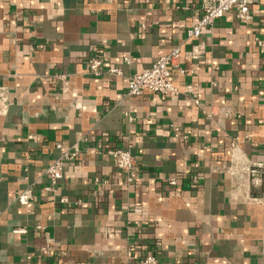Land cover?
I'll list each match as a JSON object with an SVG mask.
<instances>
[{
	"label": "crops",
	"instance_id": "0c3cea01",
	"mask_svg": "<svg viewBox=\"0 0 264 264\" xmlns=\"http://www.w3.org/2000/svg\"><path fill=\"white\" fill-rule=\"evenodd\" d=\"M201 1L0 0V264H264V0L186 38ZM174 46L178 93L126 97ZM94 55L122 75L89 74ZM75 145L47 192L45 168ZM103 147L128 148L143 180L124 184Z\"/></svg>",
	"mask_w": 264,
	"mask_h": 264
},
{
	"label": "built area",
	"instance_id": "2783aa9c",
	"mask_svg": "<svg viewBox=\"0 0 264 264\" xmlns=\"http://www.w3.org/2000/svg\"><path fill=\"white\" fill-rule=\"evenodd\" d=\"M253 0H202L200 4V17L191 27L186 29V38H196L205 28H210L216 20L220 19L226 11L233 10L235 18L238 21L245 22L249 19V4ZM181 50L179 46L172 47L167 53L159 56L148 67L142 69L138 73H133L126 77V97L140 96L144 91L157 93L161 95H175L178 89L170 80V68L176 67L180 74L184 73V69L177 66L181 58ZM124 63H129L128 57H123ZM88 73L94 76H121L122 72L118 67H104L102 60L97 55H94L88 61ZM187 90L189 88L187 87ZM122 100H118L117 104H121ZM9 104L5 95V88L0 87V109ZM171 130L174 136L179 135L178 127L171 125ZM58 148L59 144L56 145ZM103 156L109 157L116 170L122 177L124 184H131L135 181H142L136 170L134 156L128 148L103 147L97 151ZM79 148L75 145L72 149H62L58 157L54 158L45 168L44 172L49 178V184L43 189L53 193L57 183L63 177V169L66 162L78 157ZM263 165L260 164H245L241 165L240 171L246 175L255 176L258 174ZM95 181H97L95 179ZM164 181L170 186H177V180L174 177H166ZM196 182V180H194ZM14 200L20 205H28L33 199V189L28 186L18 191L14 196ZM61 204H70L65 196L58 199ZM78 199L72 203L73 206L81 205ZM35 229H42L41 225H36ZM26 231L24 227H15L12 229L14 234H22ZM54 248V243L51 239H47L46 243L40 248V253L47 255ZM130 264H158V259L152 253H146L142 257L135 258L130 261Z\"/></svg>",
	"mask_w": 264,
	"mask_h": 264
}]
</instances>
